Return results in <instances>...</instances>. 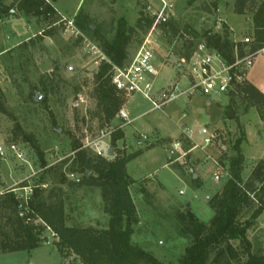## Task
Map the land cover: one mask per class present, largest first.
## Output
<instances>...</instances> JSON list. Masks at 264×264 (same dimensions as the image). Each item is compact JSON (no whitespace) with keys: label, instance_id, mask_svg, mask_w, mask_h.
<instances>
[{"label":"rangeland","instance_id":"rangeland-1","mask_svg":"<svg viewBox=\"0 0 264 264\" xmlns=\"http://www.w3.org/2000/svg\"><path fill=\"white\" fill-rule=\"evenodd\" d=\"M26 1L1 0L11 11L0 14V147L14 146L23 158L9 151L6 158L0 157V195L12 191L28 206L34 189L42 188L45 197L65 203L67 226L106 230L110 216L101 191L80 186L84 174L74 172L79 164L77 153L86 151L89 156L112 160L119 152L141 151L127 165L135 182L130 192L138 218L132 240L163 264H182L193 238L186 231L187 215L193 213L209 226L215 215L210 200L223 191L229 179L214 181L220 170L199 149L182 163H170L168 150L174 141H180L185 151L194 146L179 127L189 128L200 146L212 139L206 148L208 155L229 172L235 144L241 142L245 157L242 179L246 181L264 160V124L256 108L242 97L214 95L208 102L197 93L168 105L165 113L150 112V103L137 96L124 106L135 121L117 131L122 124L117 114L106 123L98 110L96 73L103 61L128 66L148 38L155 48L154 64L161 70L158 87L178 82L182 80V55L204 42L208 31L222 33L226 25L232 40H252L251 9L237 14L236 0H167L175 13V34L169 31V24L153 30V14L162 9L157 0H44L53 7L50 16L25 9ZM141 12L154 24L146 34L136 33L117 65L104 51L102 40L116 38L120 20L135 27ZM247 77L264 91V51ZM150 118L156 119L151 122ZM142 122L149 126L140 125ZM119 131L124 136L114 142ZM140 134L150 135L153 145L137 149L134 141ZM203 168L211 176L208 185H217L216 194L208 199L207 188L196 198L189 188H197L195 174L207 175ZM27 206L24 216L31 213ZM256 208L258 203L245 210L243 220ZM43 237L46 242L33 251L0 253V264H81L76 255L60 253L50 230ZM248 239L253 252L264 255V214L249 230ZM232 246L243 258L231 264H242L246 259L243 246L239 241Z\"/></svg>","mask_w":264,"mask_h":264},{"label":"trees","instance_id":"trees-1","mask_svg":"<svg viewBox=\"0 0 264 264\" xmlns=\"http://www.w3.org/2000/svg\"><path fill=\"white\" fill-rule=\"evenodd\" d=\"M26 2L25 9L47 16L54 14L53 7L44 0ZM248 8L253 14L254 28L253 42L248 48L251 52L262 51L264 0H236L237 14H245ZM10 11L11 8L6 7L0 0V14ZM153 24L154 21L144 17L142 12L135 27H128L125 20H120L116 38L112 42L102 40L104 51L115 64L120 65L136 33L146 34ZM77 25L85 30L83 25ZM168 26L169 31L178 33L174 22ZM204 40L228 61L233 60L234 42L228 26L224 25L222 33L208 31ZM240 47L244 45L240 44ZM192 52L188 48L182 57L189 59ZM113 66L103 61L96 73L97 106L106 123L113 120L127 101L112 84ZM230 95L248 100L256 108L264 124V93L257 87L246 81L238 86L236 94ZM0 111H3L1 104ZM123 136L121 131L117 132L114 142ZM235 152L236 155L230 160L232 179L227 182L221 193L210 200V206L215 213L211 224L206 226L193 213L189 212L187 215L186 231L193 238L182 264H231L233 261H241L243 257H240L232 246V242L236 241L243 246V256L246 257L242 264H264V255L254 253L252 243L248 239L249 230L264 214V160L259 161L249 179L243 181L245 157L241 142L235 144ZM141 154V151L133 154L119 152L114 159L107 160L101 156H89L86 151L77 153L79 164L74 172L84 174L79 182L80 186L95 187L101 191L105 211L110 216L106 230L67 226L65 203L62 200L54 202L51 196L45 197L42 188L34 189L31 202L26 205L31 210L29 216H24L27 213L26 206L17 199L14 192L0 195V253L33 251L46 242L43 235L50 230L57 236L60 253L67 251L76 255L81 264H163L132 240L138 218L130 192L135 182L128 175L127 165ZM256 203L258 208L250 218L243 220V212L253 208ZM36 220L40 223H35Z\"/></svg>","mask_w":264,"mask_h":264},{"label":"built area","instance_id":"built-area-1","mask_svg":"<svg viewBox=\"0 0 264 264\" xmlns=\"http://www.w3.org/2000/svg\"><path fill=\"white\" fill-rule=\"evenodd\" d=\"M157 1L162 4V9L153 14L156 20L153 30L158 25H168L175 19V13L169 6L168 1ZM233 42L234 58L232 61H228L205 41L201 42L193 50L189 59L182 57L179 65L182 73L181 78L185 81V85L182 86V80H180L159 88L157 79L161 70L154 64L157 58L154 44L147 38L128 66L122 68L113 66L112 84L120 94L124 95L127 100L126 103L140 96L150 103V112L156 113H165L168 105L182 97L189 98L197 93L207 98L208 102L209 98L214 95L220 97L236 94L238 86L247 81V75L253 68L256 57L264 50L251 52L248 45L253 42V39L250 38H246L243 42L234 40ZM240 44L244 47L241 48ZM124 106L117 113L118 119L122 122L117 131L129 127L135 121ZM179 128L181 135L192 141L194 146L189 151H185L180 141H174L168 150V160L171 164L182 163L190 153L199 149L206 155L208 160H211L219 168L220 171L214 175L216 181L219 182L223 177L229 180L232 179L230 172L222 169L218 161L208 155L206 148L211 145L212 139H205V145L200 146L193 140L189 128L182 126ZM134 145L139 150L149 148L153 145L152 137L148 134H140L135 139ZM8 151L13 152L18 159L23 158V155L16 151L14 146L9 148L0 147V157L6 158ZM251 197L253 198V196ZM52 237L57 239L54 233H52Z\"/></svg>","mask_w":264,"mask_h":264},{"label":"crops","instance_id":"crops-1","mask_svg":"<svg viewBox=\"0 0 264 264\" xmlns=\"http://www.w3.org/2000/svg\"><path fill=\"white\" fill-rule=\"evenodd\" d=\"M247 81L249 82V83H251V84H253L255 87H257V85H255L250 79H249V77H247ZM258 88V87H257ZM262 93H264V91H262L260 88H258ZM156 119V118H155ZM155 119H151L150 118V121L151 122H154V120ZM140 125H147V126H149L148 124H146L145 122H142V124H140ZM264 158V157H263ZM193 167H195V165H193ZM202 170V169H201ZM203 170L205 171V173L207 174L208 172L206 171V169L205 168H203ZM197 171H199V169H197ZM213 176V175H212ZM178 177V176H177ZM211 176H209L208 174L207 175H203V174H195L194 175V180L196 181V185H197V188H195V189H193V188H191V187H189L186 183H185V181L184 180H182V179H180L179 177H178V180L181 182V183H183L185 186H187V187H189L192 191H193V193L195 194V198H196V196H197V194L199 193V192H201V191H203L205 188H207V199L208 198H210L212 195H215L216 194V192H215V190H216V188H217V185H216V183H215V186L214 185H211V184H209L208 185V183H207V180L208 181H210L211 180V178H210ZM184 181V182H183ZM214 181H215V179H214ZM183 194H184V191H183ZM182 194V195H183ZM188 203H191V202H188ZM191 205H192V203H191Z\"/></svg>","mask_w":264,"mask_h":264},{"label":"water","instance_id":"water-1","mask_svg":"<svg viewBox=\"0 0 264 264\" xmlns=\"http://www.w3.org/2000/svg\"><path fill=\"white\" fill-rule=\"evenodd\" d=\"M38 100H40V98H38Z\"/></svg>","mask_w":264,"mask_h":264}]
</instances>
